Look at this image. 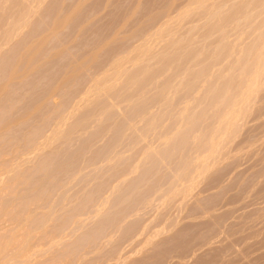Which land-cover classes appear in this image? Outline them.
I'll return each instance as SVG.
<instances>
[{"label": "rangeland", "instance_id": "rangeland-1", "mask_svg": "<svg viewBox=\"0 0 264 264\" xmlns=\"http://www.w3.org/2000/svg\"><path fill=\"white\" fill-rule=\"evenodd\" d=\"M263 63L264 0H0V264H264Z\"/></svg>", "mask_w": 264, "mask_h": 264}, {"label": "bare ground", "instance_id": "bare-ground-1", "mask_svg": "<svg viewBox=\"0 0 264 264\" xmlns=\"http://www.w3.org/2000/svg\"><path fill=\"white\" fill-rule=\"evenodd\" d=\"M264 64V63H263ZM264 66V65H263ZM257 70V69H256ZM255 71V70H254ZM256 73V72H255ZM256 75V74H255ZM254 76V75H253ZM258 78V77H257ZM251 79V78H250ZM245 98V97H244ZM242 99V98H241ZM213 149V148H212ZM215 149V148H214Z\"/></svg>", "mask_w": 264, "mask_h": 264}]
</instances>
